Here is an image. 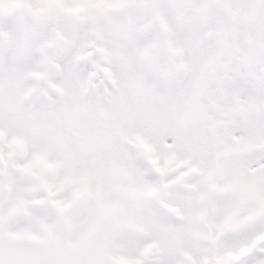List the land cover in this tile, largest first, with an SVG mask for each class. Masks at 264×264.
<instances>
[{
	"label": "snow or ice",
	"instance_id": "obj_1",
	"mask_svg": "<svg viewBox=\"0 0 264 264\" xmlns=\"http://www.w3.org/2000/svg\"><path fill=\"white\" fill-rule=\"evenodd\" d=\"M0 264H264V0H0Z\"/></svg>",
	"mask_w": 264,
	"mask_h": 264
}]
</instances>
